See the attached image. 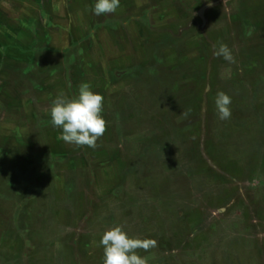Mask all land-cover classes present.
<instances>
[{"label": "rangeland", "instance_id": "obj_1", "mask_svg": "<svg viewBox=\"0 0 264 264\" xmlns=\"http://www.w3.org/2000/svg\"><path fill=\"white\" fill-rule=\"evenodd\" d=\"M47 1L0 0V39H6L12 31L23 33L34 29L38 35L47 34L49 45L57 52L66 45L62 41L66 35L72 43L79 44L71 48L73 66L79 68V78L84 82L98 83L97 87L88 84L91 91L104 96L102 116L107 122V130L98 140L102 148L97 150L87 146H82V149L63 142H46L43 153L49 161L39 166L38 175L48 182L39 186L37 194V185L31 184L36 167L34 154L31 151L28 154L23 152L14 138L6 147L0 146L2 156L7 158L8 155L11 159H4L0 155V251L10 257L14 254L18 257L22 250L19 251L21 240L29 238L32 245L48 247L44 249L47 253L50 247L59 249L58 245L62 243L82 245L80 236L86 239L85 243L90 245L93 253L96 248H101L99 241L102 235L120 226L130 238L152 239L163 245L167 243L169 248L164 251L166 254L156 252V248L145 255L137 250L139 256L147 257V264H161L158 263L160 258L164 264H264L262 185L250 182L252 192L255 191L252 199L244 195L247 190L243 187L241 192L231 197L226 194L231 204L241 197L244 203L241 211L239 207L231 209L233 205L228 207L230 202L217 201L211 196L228 183L224 184L218 175L227 172L233 176L229 166L225 165L222 169L216 167L219 163L217 159L224 155L242 162V152L237 148L254 144L258 130L256 118L261 115L264 121V0H120L122 8L100 16L92 11L96 0H86L87 7L85 4L79 5L83 1L66 0V6L70 2L69 7L57 13L52 11ZM209 2L213 5L205 10L203 23L197 12ZM175 22L179 24L178 33L173 35L175 37L147 36L146 25L157 33L162 26ZM46 24L50 26L47 30ZM27 35L30 41L34 38L31 33ZM5 42L3 51L7 56L9 52L19 53V50L8 49L7 45L13 43ZM221 44L231 50L234 62L213 56V45L218 48ZM81 50H84L83 56H87L84 61L80 58ZM46 59L52 67L58 56L47 54ZM150 65L154 66L148 70ZM82 66L88 68L82 69ZM176 67L180 72L170 70ZM193 67L210 71L214 79L212 85L209 78L201 74L198 76L202 87L208 84L212 86L207 94L210 98L206 108V99L204 101L201 91H198V108L194 106V101L189 104V99L194 98L195 94L190 83H197L196 79L187 80L191 78ZM18 75H10L8 81L17 79L19 83ZM179 75L186 76L183 83H178ZM216 75L217 79L214 78ZM60 76L61 73H57L52 79ZM164 77H167L166 82ZM80 81L78 78L75 80L76 83ZM223 81L229 84L227 88ZM171 83L175 88L185 86L188 95L185 97L180 90L179 93L171 90ZM79 86L73 87L71 93H78ZM11 92L13 95L14 92ZM205 92H208L207 89ZM218 92L231 97V117L226 121L219 120L217 116L214 102ZM177 95H181L182 101L187 98L185 106L177 109V106H169V102L165 104L166 99L170 98L173 105H178L173 99ZM27 98H32V95L28 94ZM173 107L176 109L173 110ZM195 108L197 117L192 115L189 120L187 115L194 114ZM161 110L167 112V121H163V124L166 125L168 143L166 155L171 163L168 166H162V157L166 156L155 152L160 144L159 135L155 133L159 132ZM252 111L256 114L249 117L248 112ZM28 121H22L17 128L14 125L18 123L10 120H4V124L0 125L8 129L9 136L10 131L16 129L13 137H29L34 126L29 116ZM198 124L201 135L196 148L194 140L197 142ZM119 140H123L119 152L111 154V149L115 144L119 145ZM207 140L215 149L210 157L204 154ZM97 151H102L103 156L96 154ZM196 151L199 160L207 163L204 164V171L194 169ZM16 156L22 159L16 160ZM90 158H93L95 170L91 172L81 162L82 159L87 162ZM175 162L178 164L174 165ZM100 163H103L102 168L98 167ZM208 167L214 169L217 178L211 179ZM25 194L32 199L27 203L28 208H23V213L18 214L16 209L23 205L21 196ZM239 194L242 196L239 197ZM115 196L117 201L113 198ZM195 205L198 208L204 205L201 213L210 215L206 228L216 223L215 215L221 217L228 210H234L231 215L237 220L245 214L244 211H248V217L263 220L262 226H256L255 232L251 228L240 227L235 233L233 228L225 230L222 226L212 227L204 233L200 232L201 228L193 229L194 226L187 230L184 227L181 231L182 221ZM11 208L14 226L6 227L3 224L8 223ZM94 209L99 210L101 215L92 217L91 223L78 220L81 211L90 210L87 215L92 216ZM112 216L115 217L113 223ZM21 229L24 235L19 238ZM83 232L88 234L81 236ZM17 238L20 241H16ZM75 238L76 243H72ZM53 242L62 243L49 245ZM56 253L60 251L56 250ZM65 253H71L70 259L65 258L60 264L85 263L78 259L76 248L73 252ZM56 260L59 259L53 256L49 262L56 264ZM97 263L103 264V258ZM20 264L28 263L20 259Z\"/></svg>", "mask_w": 264, "mask_h": 264}, {"label": "flooded vegetation", "instance_id": "obj_2", "mask_svg": "<svg viewBox=\"0 0 264 264\" xmlns=\"http://www.w3.org/2000/svg\"><path fill=\"white\" fill-rule=\"evenodd\" d=\"M84 60L85 59H82L81 61H84ZM78 62L81 63L80 61H78ZM152 66H154V65H150L149 68H147V69L148 70H151L152 69ZM84 68H88V66H82V69H84ZM76 70H77V74H80L78 67H77ZM170 70L172 72H175V71L180 72L179 71V68H177V67L176 68H173V69L171 68ZM55 72H56V70H55ZM59 72H61V70H59ZM163 72L165 73L166 70L163 69ZM200 74H201V70L199 68L195 69L193 67V71L191 72V78L192 79L191 78H187V80L190 79L191 81H195V79H196V82L197 83H190V86L193 87L192 90H195L194 96L197 95V90L200 87L199 80H198V76ZM204 76H205V78H209L210 84L213 85L212 80H214V79H213V77L211 78L210 71H207L206 70ZM166 78L167 77H164L165 82H166ZM214 78L217 79V75ZM185 80H186V76L179 75L178 83L179 82L183 83ZM225 83L226 82L223 81V84L227 88L228 87L227 85H229V84H227V83L225 84ZM210 84L204 85V87L202 89L203 90L202 91V96L204 97V101L206 99V101H205V108H206V105H207V101L210 98L209 95L207 96V94H209L210 88H212V86ZM172 85L173 84L171 83V90L173 89L172 88ZM19 86H20V83H19V85L13 91H14L15 94L17 93L16 98L18 100L22 101V100H24V99H26L28 97V94L31 95L32 92H30V91H24L25 89L21 90L22 87L21 88H18ZM206 89L208 91L207 93L205 92ZM192 90L190 89V91H192ZM190 91H189V93H191ZM187 92H188V89L186 88L185 89V92H183L181 94H184V96L186 97V95H188ZM77 95H78V93H76L75 91L71 93V90H70V94L67 93L66 97L68 99H71V97L74 98V97H77ZM168 95H167V97H168ZM192 95L193 94L191 93V97H192ZM205 95H206V97H205ZM32 97H34V99H31V102L33 103L34 112L32 114L33 117L31 118L30 121H31V123L34 126V130L32 131V134L29 136L30 137V140L28 139L29 137H27V136L21 137V135H16V136L14 135V137H13L12 135L14 133H12V135H10L7 138L5 136L4 137L0 136V146L6 147L8 145V143H10V139L14 138L15 141H18L19 145L21 146L20 149H22L23 152H26L27 154L32 152L34 154V157H33L34 160L33 161H34V164L36 165V167L34 166L35 167V171L33 172L34 173V177L32 179L31 184L32 185L33 184H36L37 185V187L35 188L36 189V194H37L38 191H39V186L42 187L43 183L44 184L45 183L47 184V182H48L46 180L44 181V179L42 177H40V175H38L39 174L38 171L41 169L39 166L42 165L44 162L49 161V159L47 158V155H46V158H45L44 153H43V150L45 149L44 148L45 143L46 142H49V143H53V144H60L63 141L60 140V139H58V136H60V134L53 132L54 131V127L50 123V120H51V117H50V109L52 107V104L50 105V103H48L47 100H45L44 102H40L39 98H37V95H35V94L32 95ZM103 98H104V96H103ZM176 101H177V104L178 105H173V102H171L169 100V98H167L165 104H167V102H169L170 103L169 106H171V107L172 106H177V109H181L182 106H185V104L187 102V98H185L183 101L182 100H179V99H177ZM26 102L27 101L22 102V105L24 107H26V105H24ZM183 102H184V104H183ZM192 102H193L194 106L196 108H198L197 101L193 97L191 99H189V104H192ZM196 108H195L194 114L191 113V114H188L187 115V117H189L188 118L189 120L192 117V115H194L195 117H197V109ZM249 108H251V107L249 106ZM24 109L23 108L22 109H19V111H22L26 115V110H24ZM175 109L176 108L173 107V110H175ZM205 110H207V109H205ZM161 112L162 113H159V118L161 119V124H158V131L159 132L158 133H155V134L156 135H159V138H160V144H159V146H157V148H160V150H162V151L165 152V151H167L168 143H167L166 133H165L166 125L163 124V123L165 121H167V119H166L167 112L165 110H161ZM254 112L255 111L248 112V116L251 117V115H255L256 113H254ZM21 115L22 114H18V117L21 118ZM208 115L211 117V114L208 113ZM248 116L247 115L245 116L246 121H248V119H249ZM243 118H240L239 120L243 121L242 120ZM16 120L18 121V119H16ZM1 121H2V117L0 115V123H1ZM256 121L258 122L257 123L258 124V127H257L258 130H256L255 139H254L255 142L253 141L254 142V145L255 144L256 145L255 146L254 145L251 146V148L249 149L251 151L245 150L243 148H237V149H239L240 152H242V155H243L242 162L234 161L233 158H230L229 156H224V155L221 156V158H218L217 159L219 161V163L216 164V167L222 169L225 165L226 166H229V168H231L233 170V172L230 171L231 173H233V176L230 173H227V172H224L225 175H223V174H221V176L218 175L219 176L218 178H221V180L223 181L224 184L226 182H228V183H226L225 186L222 187L221 189H217L215 191L216 193L213 192L211 194V196H212L213 199H217V201L218 200H221V201L223 200V202L225 201V202L228 203V202L231 201V200L228 199V197H231V196L235 195V193L241 192V188L242 187H243V189L247 190L246 194H244V195H246L247 197H249L250 199H252V196L255 195V191L252 192V189L250 188V186H252V184H250L251 181H255L256 183H258L257 185H260L261 184L262 187L264 188V121H262L261 115L256 118ZM199 126H200L199 124L196 126L197 127V132H198L197 133V142L194 140V143H195L196 148L198 147V140H199V136L201 135V129L199 131ZM163 131H164V133H163ZM162 140H164V142H162ZM122 141L119 140V142H120L119 145H116L115 144L113 146V148L110 151L111 154L112 153L114 154V153H118L119 152L120 147H121L120 144L123 143ZM207 141H208V143H207ZM207 141H206V144H205V147H204V154H206L207 157H210L209 155H213L212 153H214L215 149L213 148L211 142L209 140H207ZM96 143H97L96 150L97 149H101L102 148L101 143H99L98 140H97ZM62 144H66V143L63 142ZM82 149H83V147H82ZM2 150H0V151H2ZM101 153H102V151H101ZM101 153L99 151L96 152V154L101 155L100 157H102L103 155ZM194 154L196 155V165H195V168L194 169H198L199 168L200 171H204V166L207 163L205 161H203L202 159H201V161L199 160L200 157H199L197 151ZM0 155H1L2 158L5 157L4 159L9 158L8 155H7V158H6V156H2V153L1 152H0ZM218 155L220 156L219 153H218ZM15 159L16 160H19V159H22V158H17V156H16ZM92 160H93V158H90L87 162H86L85 159H82V161H81L82 162V165H84L85 168L87 167L86 169L89 172L95 171L94 168H93ZM223 161H225V162L223 163ZM14 162L15 161H12V163H14ZM49 163H51V162H49ZM102 166H103V163H100L98 165V167H100V168H102ZM208 168H209L208 169V171H209L208 174H209V176H211V179L217 178V176H216L217 174L215 173L214 169H212L211 167H208ZM217 170H219V169H217ZM206 173L204 175H206ZM235 174L238 175V176L236 177ZM89 176L92 178V176L90 174H89ZM38 178H41V179L38 180ZM226 185H227V187H226ZM245 187L246 188L248 187V188L246 189ZM158 189H159V186H158ZM15 190L16 189H14V191ZM116 190H119V188H117ZM226 194H228V197L226 196ZM220 196H221V198H218ZM240 196H242V195L239 194V197ZM113 198L117 201V196H115ZM21 199L23 200V205L21 206L20 209L19 208L16 209V212L19 211L18 214L23 213L22 212L23 211V208H28V207H26L27 206V203L32 198L28 197L25 194V196H21ZM208 200L211 201L209 198H208ZM241 200L242 199L240 197L233 204H231V202H230L228 204V207H230V205H233L231 207V209H233L235 207H239V210L241 211L240 208L244 205V203L241 202ZM203 206H200L201 208H198V206L196 207V205H195L194 206V209H192L191 211H188V215H186V219L184 221H182V226H181L182 229H181V231H183L184 227H185V230H187V229H189V228H191L193 226H194L193 229L194 228L196 229V224H198V222L203 219V216H202L203 214L201 213L204 210L203 209L204 208ZM13 208H14V205H13ZM13 208H11L9 214L11 213V211L13 210ZM89 211H87V210L81 211L80 212V217H79L78 220L84 221V222H90V221H92V217H96V216L99 217L101 215V213H98L99 210H95V209H94V211L93 210L91 211V215L92 216L87 215V214H89ZM233 211H230V210L226 211L225 213H223V215L221 217H219L218 219L216 218L217 220H216V223L214 225L210 226L209 228H204L200 232L201 233H204L206 231H210L212 229V227L213 228L214 227L217 228L219 226H222V228L223 227L224 228H227V227L224 226L223 223H225V221L227 223V220H228L229 217L232 216L231 214L233 213ZM244 213L245 214L242 215V217H240V219L237 220V219L234 218L232 220V222H231V225L227 229H230L231 230V228H233L234 231H235V233H237L236 232V229L237 228L240 229V227L241 228L244 227L245 229H247L250 226L254 230V232H255L256 226L261 225V221L259 219H257V218H252V216H249L248 217L247 216L249 214L248 211H244ZM105 214L103 213V215H105ZM193 214H196L197 216L192 217V216H194ZM20 218H21V216H20ZM110 218L112 219V223H113V220H114L115 217L112 216ZM234 221H236L235 224H234ZM14 222L15 221L13 220V213H11L10 214V218H8V223L5 222L4 224L3 223L2 224L3 225H6V227L7 226L11 227V226H14ZM17 223L19 224L18 221H17ZM238 224L240 226H238ZM79 225H81V224L79 223ZM76 227H78V225H76ZM76 227H75L74 230H76ZM21 230H22V232L20 231L21 234L18 236L19 238H20L21 235L22 236L24 235V234H22L24 230L23 229H21ZM212 232H215V231L213 230ZM86 234H88V232ZM86 234L83 232L81 234V236L82 235L85 236ZM211 236H213V235H211ZM19 238H17L16 241H20ZM80 238H81V241H82V245H71V244L67 245V244H64L62 242H53L52 244H49V245H55V244H61L62 243L59 246H60V248H62L61 254H62V257H64V260H65V258H67L66 260H69L70 259V255H71V253L70 254H66L65 251H67V253H68V251L73 252L74 248H76L78 250V255H77L78 256V259L80 261H82V262H85L83 264H98L97 263V260L99 261L101 258H103V248H102V246H101V248H96V250L94 251L95 253L94 252L92 253L90 251L91 250L90 249V245H87L85 243L86 242V239L84 240L82 237L79 236V239ZM71 242L72 243H76V238L73 239ZM21 243H22V245L19 246V251H20V249H22V250H21V252L18 255V257L21 260H24L28 264H52L53 263V262H49L52 259V258H49V256H48L49 251H46L47 253H45V251H44V249L46 250L48 247H42V248H40L39 245H32V244L29 243V238L26 239V240H21ZM65 245H66V247H63ZM155 248H156V252H158V253L159 252H162V251L164 252V251H166V243L163 245L162 242H159L158 241L157 242V246ZM155 248H152V249H155ZM39 249H42V251H38ZM140 251L142 252L141 255H145L146 253L149 252V251L145 252L143 250H140ZM164 253L166 254V252H164ZM46 256H47V258H46ZM18 257H16L15 254L13 255V257H10L9 255H6L4 253V251H0V260H1L0 264H20V259H17ZM73 258H72V260H73ZM158 263H161L162 264L163 263V260L160 258V261H158ZM70 264H73V263L71 262Z\"/></svg>", "mask_w": 264, "mask_h": 264}, {"label": "crops", "instance_id": "obj_3", "mask_svg": "<svg viewBox=\"0 0 264 264\" xmlns=\"http://www.w3.org/2000/svg\"><path fill=\"white\" fill-rule=\"evenodd\" d=\"M70 1V0H68ZM74 2H81L79 5H86L88 1L86 0H72ZM50 8L52 9L53 12H59L60 10L64 8H68L70 2L66 6V0H60L56 2L55 0H48L47 1ZM40 4V3H38ZM37 5V3H36ZM84 5V6H85ZM39 6V5H38ZM87 7V5H86ZM119 8H122L120 5ZM58 10V11H57ZM38 11V10H36ZM67 11V9H66ZM71 15V12H70ZM147 16V14H145ZM148 19V17H146ZM46 22V19L45 21ZM22 26V25H21ZM49 24H46V30ZM50 28V26L48 27ZM35 30H28L27 32L21 33L20 31H14L8 33V36L6 39H0V115L2 117L1 123L4 124V120H10L12 122H17L22 123V121H28V116L29 120L33 117V103L31 102L32 98H26L25 100H18L16 98L17 93L12 95V92L20 83V86L18 88H21V90L25 89L24 91H30L32 92L31 95H37V98H39L40 102H44L47 100L50 105L53 103V101L59 96L61 93L66 97L67 93L70 94V90H74L76 85H81L82 83H92L91 85H95L96 87L98 86V83L96 81H91V82H84L83 79L79 78V74H77V66H73L74 64V58L71 56V48L73 46L77 47L76 43H72V41L69 39V36L66 35L65 40L63 39L62 41L66 42V45L63 46V48L57 52L55 51L50 44L49 38L47 37V34H39L34 32ZM18 32V33H17ZM20 32V33H19ZM28 33H31L33 35V39L30 41L28 39ZM16 34H22V35H16ZM70 35V34H69ZM3 38H5L3 36ZM152 38V37H151ZM150 40V38H148ZM9 43H15L16 45L20 43V45L14 46L13 44L7 45L8 49L10 50H19V53L17 52H9L8 56L4 53L3 47L5 46L6 42ZM3 42L5 44L3 45ZM43 45V48L42 46ZM41 46V47H40ZM82 51V59L87 58L86 55L83 56V51ZM15 54H18L17 56ZM47 54L51 55H56L58 56L57 62L51 67L50 63L46 59ZM79 55H80V50H79ZM76 64V63H75ZM18 66L19 68H17ZM16 67V68H15ZM19 69V70H18ZM56 70V72H55ZM61 70V72H59ZM127 71V70H124ZM14 73H19V83L17 79H12L8 81V77ZM57 73H61V76L58 78L52 79ZM82 80L78 83L75 82L76 79ZM57 80V81H56ZM75 83V84H74ZM74 87V88H73ZM99 90L102 91V88H98ZM14 92V91H13ZM104 94V93H103ZM102 94V95H103ZM78 96V95H77ZM67 98V97H66ZM76 98V97H74ZM71 99H73L71 97ZM27 101L24 105H22V102ZM24 109L26 110V115L22 112L19 111V109ZM18 114H22L21 118L18 117ZM4 116V117H3ZM27 117V118H26ZM26 118V119H25ZM18 119V121L16 120ZM29 122V121H28ZM20 125V124H19ZM19 125H14L15 127H19ZM5 127L4 125H0V136L2 137H9L8 135V129L3 128ZM16 130V129H15ZM15 130L10 131V135L15 132ZM55 133H59L61 135V130L58 128H54ZM254 144H251L247 148H243L245 150H249L251 146ZM256 145V144H255ZM254 145V146H255ZM235 146V145H234ZM170 151V150H169ZM251 151V150H249ZM158 153L164 154L166 157H162V160L164 165L162 166H168L170 163V160L167 157V152L168 151H162L160 148H157ZM178 164L177 162L174 163V165ZM177 168H181V166H178ZM209 211V209H208ZM216 214L217 211H215ZM215 215V214H214ZM203 219L196 224V229L198 230L199 228L204 229L206 228V224L208 223L207 218L210 217V215H202ZM216 218L218 219L219 216L215 215ZM234 219V216L232 218L229 217L227 220V223L225 221L224 226L229 227L231 225L232 220ZM263 220H261L262 223ZM236 221H234V224ZM198 226V227H197ZM238 226H240L238 224ZM224 228L225 230H230ZM251 227H248L247 229H250ZM252 229V228H251ZM59 247V245H58ZM60 251V253H56ZM62 248H52L51 247L48 249L49 251V258H53V256L59 260H56V264H60L61 261L64 260V257H62L61 254Z\"/></svg>", "mask_w": 264, "mask_h": 264}, {"label": "clouds", "instance_id": "obj_4", "mask_svg": "<svg viewBox=\"0 0 264 264\" xmlns=\"http://www.w3.org/2000/svg\"><path fill=\"white\" fill-rule=\"evenodd\" d=\"M119 6L120 0H96L92 11L97 16L112 14ZM209 6H212L210 2ZM213 56L234 62L231 50L224 44L218 48L213 45ZM103 101L101 95L91 91L88 83H82L76 98L68 99L63 93L57 96L50 109V123L61 130L60 139L66 144L95 149L97 140L107 130V122L102 116ZM214 103L218 119H230L231 97L218 92ZM99 244L103 248V264H147V257L139 256L137 250L147 252L157 246L152 239L130 238L120 226L107 230Z\"/></svg>", "mask_w": 264, "mask_h": 264}, {"label": "trees", "instance_id": "obj_5", "mask_svg": "<svg viewBox=\"0 0 264 264\" xmlns=\"http://www.w3.org/2000/svg\"><path fill=\"white\" fill-rule=\"evenodd\" d=\"M258 3V2H257ZM256 3V4H257ZM182 25V24H181ZM177 26H179V24H177V22H175L174 24H168L167 26H162L161 27V29L156 33V32H154V31H151V29L149 30L148 29V25H146V29H147V36L148 37H154L155 35H157L159 38H162V37H164L165 35H166V38H171V36L172 37H175V36H173V35H176L177 33H178V29H177ZM169 32H171V34L169 33ZM203 41V40H202ZM204 42V41H203ZM152 43H154V41L152 42ZM216 46V45H215ZM153 62H154V60H153ZM152 62V63H153ZM203 64H204V62H203ZM204 74H205V71H204V69H202V71H201V76L202 77H204ZM179 80V79H178ZM180 87V86H179ZM177 87V88H175V85H173V90L174 91H177L178 93H179V91L178 90H180V92L181 93H183V92H185V89H186V87L185 86H183V87ZM204 87V86H203ZM203 87L200 85V87H199V89L197 90V95L196 96H194V99H196V101L197 102H199V98H198V96H199V93H198V91H203L202 89H203ZM182 95V94H181ZM181 95L179 96V95H177L176 97H174L173 99L174 100H177V99H179V100H182V98H181ZM184 95V94H183ZM170 99V98H169ZM198 105V104H197ZM167 244V243H166ZM167 246V245H166ZM169 247L167 246L166 247V250L168 249Z\"/></svg>", "mask_w": 264, "mask_h": 264}, {"label": "water", "instance_id": "obj_6", "mask_svg": "<svg viewBox=\"0 0 264 264\" xmlns=\"http://www.w3.org/2000/svg\"><path fill=\"white\" fill-rule=\"evenodd\" d=\"M213 5V4H211ZM209 4L206 6H203L201 9H199V11L197 12V16L201 19V21L204 23L205 22V18H204V12L207 8H209Z\"/></svg>", "mask_w": 264, "mask_h": 264}]
</instances>
